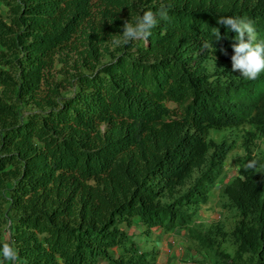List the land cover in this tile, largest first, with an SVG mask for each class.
<instances>
[{"label": "trees", "instance_id": "trees-1", "mask_svg": "<svg viewBox=\"0 0 264 264\" xmlns=\"http://www.w3.org/2000/svg\"><path fill=\"white\" fill-rule=\"evenodd\" d=\"M162 5L147 43L125 44L124 22ZM0 8V245L15 242L17 264H158L135 237L178 230L212 264H264V72L232 70L236 34L217 23L247 18L264 40V0ZM70 54L75 73L59 81ZM217 187L223 217L208 226L198 220Z\"/></svg>", "mask_w": 264, "mask_h": 264}, {"label": "clouds", "instance_id": "clouds-1", "mask_svg": "<svg viewBox=\"0 0 264 264\" xmlns=\"http://www.w3.org/2000/svg\"><path fill=\"white\" fill-rule=\"evenodd\" d=\"M157 17L163 20L168 19V10L165 6L162 5L156 12L145 11L137 17L134 24L126 20L123 24L122 34H120L123 42L127 44L132 41L143 40L147 43L148 38L151 36V29L158 23ZM217 23L227 27L228 30L236 34V43L232 46L234 51V55L231 57L232 70L239 71L245 79H257L264 72V40H258V34L253 22L247 18L224 17L219 19ZM212 35L215 37V42H219L222 39L218 28H212ZM120 42V39L113 41L116 45H119ZM210 46L213 45L207 43L204 45L205 48ZM221 51L223 52L224 50L221 49ZM254 164L255 162L249 167L254 166ZM185 232L188 233L187 231ZM18 260L19 250L15 247L14 241L0 245V264H6V262L17 264Z\"/></svg>", "mask_w": 264, "mask_h": 264}, {"label": "rangeland", "instance_id": "rangeland-1", "mask_svg": "<svg viewBox=\"0 0 264 264\" xmlns=\"http://www.w3.org/2000/svg\"><path fill=\"white\" fill-rule=\"evenodd\" d=\"M5 14L6 10L4 8H0V17L1 14ZM118 47L116 44H111L110 51H114V49ZM63 55L60 54L58 57H62ZM66 57V56H63ZM77 60V55L76 54H70L67 59V66H65L64 63L61 62L60 58L57 59L55 69L53 73H55L56 78L60 81L66 74V72H70V74H74L75 71L73 70V67L75 66V62ZM71 92L66 91L64 94L70 95ZM173 107V106H172ZM27 110H36V107L30 106L27 108ZM227 132H222V133H212L211 136L215 138L216 141L221 140V138L226 135ZM242 134V133H241ZM241 136L238 133L234 134L232 137H237ZM261 143V149L264 151V142L260 141ZM241 146V141L238 140L237 142V149L231 154V156L228 158L226 162V173L228 175V180L232 179L234 176L237 175V169H238V163H239V158L242 156V152L240 149ZM226 181V182H227ZM220 187L216 188V191H213L211 194L210 198V203L206 206L205 208L201 209V218H199L200 223H204L206 225H211L213 222L219 219V217L222 219L223 217V211L220 208ZM139 229V227H138ZM135 229H132V233H139L140 231ZM150 233L148 235H142L139 237H135L137 241L143 242L142 248L147 251V252H153L157 253L158 255H161L164 257V260L160 261L161 264H167V259L166 255H164L163 248L166 246V234L155 232ZM181 233V232H180ZM186 233V232H185ZM174 241L176 242L177 248H169L168 251H170V254L177 255L178 252L181 253V256L179 255L178 257H173L176 262V264H212L211 260H205L200 254L197 252L196 249V244L192 241V239L189 237V234L186 233L184 238L181 236H176L174 237ZM225 250L228 251L229 253H233V248L230 246H224ZM175 252V253H174ZM172 255V256H173ZM186 257L185 260L182 258ZM172 258V257H171ZM170 258V259H171Z\"/></svg>", "mask_w": 264, "mask_h": 264}, {"label": "crops", "instance_id": "crops-1", "mask_svg": "<svg viewBox=\"0 0 264 264\" xmlns=\"http://www.w3.org/2000/svg\"><path fill=\"white\" fill-rule=\"evenodd\" d=\"M181 232V233H180ZM164 234V233H163ZM185 231H178V232H175L174 234H166V246L163 248V253H164V255H166V257H168V259L166 260L167 261V264H176V262L177 261H175L174 260V258L173 257H178L179 255L181 256V253L180 252H178V254L176 255L175 254V256L173 255H171L170 254V251H168V247L169 248H174V249H176L177 248V246L178 245H176V242L174 241V237H176V236H181V237H183L184 238V236H185ZM175 253V252H174ZM172 257V258H171ZM171 258V259H170ZM183 260H185L186 259V257H184L183 256V258H182ZM163 261L164 260V257H162L161 255H158V264H161L160 263V261ZM181 264V263H180ZM183 264H186V263H183Z\"/></svg>", "mask_w": 264, "mask_h": 264}]
</instances>
